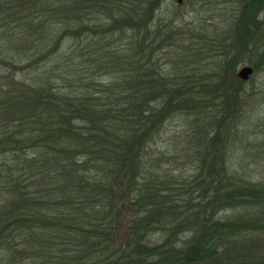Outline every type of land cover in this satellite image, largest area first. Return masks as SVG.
<instances>
[{
	"label": "trees",
	"instance_id": "trees-1",
	"mask_svg": "<svg viewBox=\"0 0 264 264\" xmlns=\"http://www.w3.org/2000/svg\"><path fill=\"white\" fill-rule=\"evenodd\" d=\"M3 2L0 264H264V171L239 172L220 136L231 60L172 83L139 3ZM175 116L191 121L159 145Z\"/></svg>",
	"mask_w": 264,
	"mask_h": 264
},
{
	"label": "rangeland",
	"instance_id": "rangeland-1",
	"mask_svg": "<svg viewBox=\"0 0 264 264\" xmlns=\"http://www.w3.org/2000/svg\"><path fill=\"white\" fill-rule=\"evenodd\" d=\"M113 1L122 3L121 7H124L128 1H132L134 5L139 3L138 7L143 13L152 14L150 22L143 24L146 29L145 36L150 43L151 40L153 41L152 59L156 62L155 64H158L157 70L161 71L162 75L172 83L179 79L180 73L185 71H189L190 74L192 72L207 73L224 59L231 60L233 74L236 76L241 67H252L253 73L247 80H243V83L233 90L231 86L228 88L231 94L233 92L237 94L231 98L228 94L227 99L230 100V106L222 112L224 122L220 136L221 140L230 139L235 145L232 150L229 149L228 155L226 154L228 148L220 147L219 150L223 155H227L225 159L230 158L235 162L234 166L239 172L250 170L257 175L263 172L264 0L256 10H254V4L245 6L247 0H161L152 4L151 7H149V0H110L114 3ZM3 6L9 7L5 6L3 0H0V7ZM243 14L244 17H242ZM145 17L146 15L143 20ZM0 18H2L1 14ZM0 24L2 25L3 22L0 21ZM238 43H242V46L239 47ZM247 47L252 50L246 49ZM250 62H258L257 67H253ZM4 75L7 76L1 69L0 83L3 79L5 80ZM193 82H196V79H193ZM228 83L230 84V81ZM192 89L194 88L191 86ZM175 117L177 118L165 123L159 145L164 144L166 138L174 137L173 131H178L180 125L186 126L185 119L191 121L190 117ZM240 130L246 133L241 134ZM191 138L193 142H200L203 136L193 133ZM214 152L218 150H212L210 158ZM211 160H214V157ZM185 166H187L183 171L185 175L194 173L191 170L193 169L191 163ZM221 170L222 173L224 170L228 171L226 168ZM223 178L224 175L222 180ZM196 194L197 192L193 196ZM228 211H216L214 218L237 219V216L244 215L240 214V211L236 214ZM252 235L253 233H249L246 237L251 238ZM153 236L155 239H161L157 235ZM262 250L264 251V248ZM1 254L2 251H0Z\"/></svg>",
	"mask_w": 264,
	"mask_h": 264
},
{
	"label": "water",
	"instance_id": "water-1",
	"mask_svg": "<svg viewBox=\"0 0 264 264\" xmlns=\"http://www.w3.org/2000/svg\"><path fill=\"white\" fill-rule=\"evenodd\" d=\"M253 73V69L251 66H243L238 71L237 76L242 80H247L249 76Z\"/></svg>",
	"mask_w": 264,
	"mask_h": 264
}]
</instances>
